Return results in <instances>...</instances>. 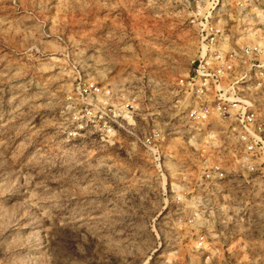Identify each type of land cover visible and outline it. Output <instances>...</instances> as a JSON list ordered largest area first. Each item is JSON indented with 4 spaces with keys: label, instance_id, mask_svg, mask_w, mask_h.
<instances>
[{
    "label": "rangeland",
    "instance_id": "1",
    "mask_svg": "<svg viewBox=\"0 0 264 264\" xmlns=\"http://www.w3.org/2000/svg\"><path fill=\"white\" fill-rule=\"evenodd\" d=\"M262 2L0 0V264H264V177L196 211L204 194L163 190L191 186V168L161 172L91 99L94 86L121 101L170 84L211 11Z\"/></svg>",
    "mask_w": 264,
    "mask_h": 264
},
{
    "label": "built area",
    "instance_id": "2",
    "mask_svg": "<svg viewBox=\"0 0 264 264\" xmlns=\"http://www.w3.org/2000/svg\"><path fill=\"white\" fill-rule=\"evenodd\" d=\"M262 3L256 12L234 8L228 18L225 8L211 11L201 24L192 68L170 84L141 86L139 98L127 90L121 101L112 88L91 90L97 121L149 152L161 172L169 161H178L185 171L191 168V186L165 179L163 190L204 194L195 197L196 211L206 213L212 206L210 194L229 191L232 183L255 175L264 177ZM197 244L210 247L205 233Z\"/></svg>",
    "mask_w": 264,
    "mask_h": 264
}]
</instances>
